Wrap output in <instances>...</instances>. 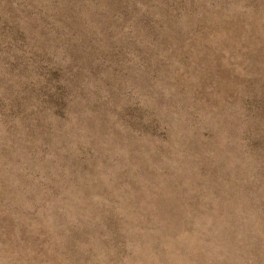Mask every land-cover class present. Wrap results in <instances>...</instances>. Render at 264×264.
I'll return each mask as SVG.
<instances>
[{"label": "rangeland", "instance_id": "obj_1", "mask_svg": "<svg viewBox=\"0 0 264 264\" xmlns=\"http://www.w3.org/2000/svg\"><path fill=\"white\" fill-rule=\"evenodd\" d=\"M0 264H264V0H0Z\"/></svg>", "mask_w": 264, "mask_h": 264}]
</instances>
